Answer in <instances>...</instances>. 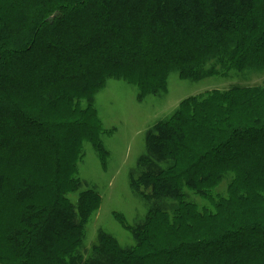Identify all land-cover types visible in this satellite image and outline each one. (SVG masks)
<instances>
[{
  "label": "trees",
  "instance_id": "trees-1",
  "mask_svg": "<svg viewBox=\"0 0 264 264\" xmlns=\"http://www.w3.org/2000/svg\"><path fill=\"white\" fill-rule=\"evenodd\" d=\"M172 73L262 76L154 124L135 244L85 247L101 205L78 176L82 143L98 146L94 98L112 79L158 95ZM263 74L264 0H0V264H264Z\"/></svg>",
  "mask_w": 264,
  "mask_h": 264
},
{
  "label": "rangeland",
  "instance_id": "rangeland-1",
  "mask_svg": "<svg viewBox=\"0 0 264 264\" xmlns=\"http://www.w3.org/2000/svg\"><path fill=\"white\" fill-rule=\"evenodd\" d=\"M261 76L254 74L247 78L255 83ZM247 78L240 75L235 79L231 75L193 82L172 73L164 93L143 99L139 98L136 86L112 79L96 94L94 109L99 126H94L92 136L97 137L95 144L98 146L93 147L89 140L82 143L84 155L78 166V176L86 189L98 194L101 205L87 224L85 247L91 248L97 243L100 233L113 236L123 247L135 244L131 229L144 221L150 205L143 191L134 192L132 178L134 175L136 181L140 175L138 161L146 152V134L150 128L173 114L183 100L211 90H226L235 83L248 82ZM60 80L56 78L52 82ZM232 152L242 153V149ZM227 185L225 181L220 192L225 193ZM5 209L0 216V236L6 234L9 225L13 226L12 216ZM246 247L258 251L259 246L254 243Z\"/></svg>",
  "mask_w": 264,
  "mask_h": 264
}]
</instances>
